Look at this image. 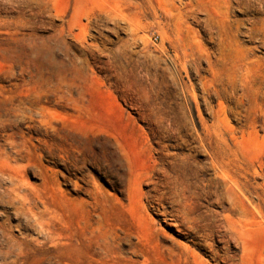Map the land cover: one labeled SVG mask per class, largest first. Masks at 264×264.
<instances>
[{
    "label": "rangeland",
    "instance_id": "rangeland-1",
    "mask_svg": "<svg viewBox=\"0 0 264 264\" xmlns=\"http://www.w3.org/2000/svg\"><path fill=\"white\" fill-rule=\"evenodd\" d=\"M0 264H264V0H0Z\"/></svg>",
    "mask_w": 264,
    "mask_h": 264
},
{
    "label": "bare ground",
    "instance_id": "bare-ground-1",
    "mask_svg": "<svg viewBox=\"0 0 264 264\" xmlns=\"http://www.w3.org/2000/svg\"><path fill=\"white\" fill-rule=\"evenodd\" d=\"M213 163V162H212ZM221 170V169H220ZM219 175V174H218ZM219 177V176H218ZM219 179V178H218ZM227 184V183H226ZM226 201V200H225Z\"/></svg>",
    "mask_w": 264,
    "mask_h": 264
}]
</instances>
